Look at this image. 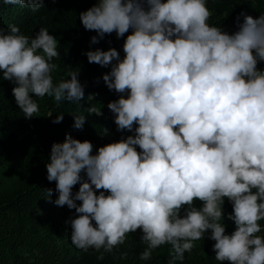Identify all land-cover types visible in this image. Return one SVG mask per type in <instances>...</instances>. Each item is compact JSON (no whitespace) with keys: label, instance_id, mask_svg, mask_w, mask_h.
<instances>
[{"label":"clouds","instance_id":"clouds-1","mask_svg":"<svg viewBox=\"0 0 264 264\" xmlns=\"http://www.w3.org/2000/svg\"><path fill=\"white\" fill-rule=\"evenodd\" d=\"M44 2L3 0L33 13ZM211 16L207 0H96L79 14L83 28L97 33L92 45L131 30L123 59L113 47L83 55L89 64L110 67L102 80L119 98L107 107L117 132L132 135L95 155L90 141L68 134L51 145L46 179L55 189L46 198L55 193L56 206L74 210L66 223L78 251L126 260L127 252L117 256L114 249L140 230L146 247L139 260H151L167 244V264H177L210 230L219 264H264V71L257 67L264 62V14L241 12L233 34L210 26ZM59 56L47 28L29 37L0 19V79L15 85L12 95L26 120L39 113L33 96L57 105L84 99L79 72L53 83ZM86 111L103 115L95 105ZM73 118V128L83 130L86 117ZM63 119L57 115L52 123ZM225 198L232 205L227 217ZM225 219L235 225L231 234Z\"/></svg>","mask_w":264,"mask_h":264},{"label":"trees","instance_id":"trees-1","mask_svg":"<svg viewBox=\"0 0 264 264\" xmlns=\"http://www.w3.org/2000/svg\"><path fill=\"white\" fill-rule=\"evenodd\" d=\"M95 3L96 0H57L55 3L45 0L44 7L33 13L27 7L4 5L0 0V19L4 28L9 24L16 25L29 37H34L40 28H47L49 34L56 38L60 56L53 60L58 65L52 73L53 83L71 79L68 72H79L78 80L84 86V99L79 103L64 101L57 105L51 97L33 96L39 105L38 118L26 120L12 95L15 85L0 79V162L13 152L24 153L18 167L10 174L11 185L0 190V264H167L169 259L171 245L166 244L153 252L151 260H139V254L146 245L140 241L142 232L137 230L128 235L123 245L114 249L117 256L127 252L126 260L114 259L111 254H105L104 260H97L99 253L95 250L78 251L71 244L70 224L47 219L42 214L46 210L74 214V210H69L67 206L61 208L54 204L56 194L46 198L47 190L55 187V182L50 183L46 179L45 167L53 143H63L68 134L81 142L90 141L94 146L92 154L95 155L97 148L117 142L122 136L132 135L117 132L113 114L107 107L109 102L119 98L118 94L107 89L102 80V75L110 71V67L89 64L83 55L96 48L107 50L113 47L123 59L122 46L131 30L124 38L117 39L113 33L105 36L99 44H90V38L97 33L83 28L79 14ZM207 7L212 12L208 24L221 27L222 31L226 27H237L236 18L241 12L254 18L264 14V0H207ZM257 67L264 71V62ZM91 94L97 95L94 100L88 101ZM91 105L100 108L103 115L89 116L86 109ZM49 112L52 113L51 118H47ZM61 114L64 115L62 123L53 124L52 120ZM74 115L86 117L83 130L73 128ZM103 129L108 130V135L103 134ZM81 175L84 176V173ZM5 178L8 176L3 175L2 179ZM78 188L79 185L73 188V194ZM195 206L199 208L202 204L197 201ZM223 209L225 217L232 213V205L227 198ZM221 222L226 225V234L235 230L233 222L227 219ZM260 223L264 227V221ZM210 235L209 230L204 240L195 242L193 252L185 253L184 261L177 264H219L214 258L212 249L215 242L208 238Z\"/></svg>","mask_w":264,"mask_h":264},{"label":"rangeland","instance_id":"rangeland-1","mask_svg":"<svg viewBox=\"0 0 264 264\" xmlns=\"http://www.w3.org/2000/svg\"><path fill=\"white\" fill-rule=\"evenodd\" d=\"M224 32H227L228 34H233L234 32L238 31L237 27H226L223 30ZM23 151H17L11 153L9 156H7L3 161L0 162V190L3 189V187L7 188L11 185V179L9 180L10 174L14 169H16L20 163V161L23 158ZM3 175H7L8 178H5L4 180ZM52 189H55V187H52ZM55 194V193H53ZM43 216L50 220H56L60 222L68 221L70 217H73L74 214L69 213H51L49 211H43Z\"/></svg>","mask_w":264,"mask_h":264}]
</instances>
